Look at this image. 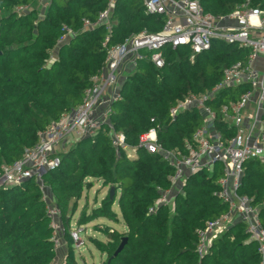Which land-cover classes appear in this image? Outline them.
I'll use <instances>...</instances> for the list:
<instances>
[{
	"label": "trees",
	"instance_id": "obj_1",
	"mask_svg": "<svg viewBox=\"0 0 264 264\" xmlns=\"http://www.w3.org/2000/svg\"><path fill=\"white\" fill-rule=\"evenodd\" d=\"M199 1L214 16H227L247 2L264 10V0ZM108 3L51 0L42 9L39 0H0V168L19 161L38 143L40 132L83 103L85 91L105 67L108 35L111 46L163 27L161 16L146 14L143 0H115L110 34L104 25L84 27L86 21L97 22ZM249 53V48L213 41L210 49L197 54L185 46L164 47L162 68L140 60L127 72L108 121L93 136L59 149V166L43 173V187L31 178L0 189V264H54L57 249L44 189L61 211L65 264H79L72 224L87 228L100 218L120 223L113 210L116 202L126 231L93 225L107 239H91L105 256L103 264H259L257 244L248 240L240 222L215 239L202 259L198 257L199 231L228 210L220 197V163L189 175L172 203L164 204L160 200L173 188L174 168L162 153L140 147L141 136L156 129L164 150L186 155L202 114L192 108L172 119L171 109L189 95L211 90L226 68L246 60ZM246 90L247 86L223 90L209 102L217 114V128L226 137L233 136L235 128L224 121L220 108ZM112 131L124 134L136 157L125 149L116 151ZM91 180L113 187L115 194L111 198L108 192L99 206H85L78 214ZM238 193L260 207L264 227V161L252 158L244 163Z\"/></svg>",
	"mask_w": 264,
	"mask_h": 264
},
{
	"label": "built area",
	"instance_id": "obj_2",
	"mask_svg": "<svg viewBox=\"0 0 264 264\" xmlns=\"http://www.w3.org/2000/svg\"><path fill=\"white\" fill-rule=\"evenodd\" d=\"M50 1L39 0L42 9ZM114 4L115 0H109L97 22L86 21L84 27L93 29L104 25L110 34ZM143 6L146 14L163 18L162 29L155 33L143 30L123 43L111 46L107 44L108 35L104 43L107 50L105 67L93 78V86L85 91L83 103L40 132L38 143L27 149L19 161L1 166L0 189L20 185L31 178L43 187V173L59 166L60 160L55 154L60 145L93 136L101 124L108 121L112 102L120 98L122 84L119 80L125 67L132 71L140 60L146 59L162 68L165 64L163 48L166 46L173 49L185 46L194 54L210 49L213 41L249 48L247 59L226 68L220 82L211 90L189 95L171 109L172 119L192 108L199 109L202 114V124L194 133L193 144L188 145L186 155L164 150L157 142L156 129L141 136L140 147L149 153H162L165 161L174 168L173 188L160 200L164 204L172 203L176 189L185 184L189 175L201 168L211 170L220 163L223 166V177L219 180L220 197L228 210L199 231L198 257L202 259L215 239L240 222L245 225L248 240L257 244L259 264H264V227L260 207L254 204L253 198L238 193L244 163L252 158L264 161V10L253 8L247 2L227 16H214L204 11L199 0H143ZM25 9L19 8L20 11ZM260 58L263 59L262 65L258 63ZM239 86H247V90L236 101L220 108L224 121L235 128V134L226 137L217 128V114L209 102L221 91ZM102 105L103 110H99ZM111 138L116 151L128 150L123 133L112 131ZM43 191L58 249L64 243L61 211L52 195L45 189ZM82 229L77 226L72 229L71 234L77 243Z\"/></svg>",
	"mask_w": 264,
	"mask_h": 264
},
{
	"label": "rangeland",
	"instance_id": "obj_3",
	"mask_svg": "<svg viewBox=\"0 0 264 264\" xmlns=\"http://www.w3.org/2000/svg\"><path fill=\"white\" fill-rule=\"evenodd\" d=\"M55 57L56 54L54 53L53 58ZM64 144L66 143L60 145L59 149H62V146ZM128 154L131 157H136V151L134 150H128ZM91 181L93 182V186L90 189H85L82 200L79 203L80 208L83 207L86 201H88L90 204L94 203L95 201L100 202L101 199L109 192V189L102 188V184L99 183L97 180H91ZM114 209L118 214H120L119 207L117 205L114 206ZM96 223H101L99 224L100 226H108L117 231H122L124 229L123 228L124 224L122 223V219L120 220V223L112 222L107 219L98 220L95 223H93V225ZM93 225L89 224L88 226H85L87 228L82 229L83 231L80 234V239L78 243L74 241L75 256L79 264H103L105 260V256L97 250V248L92 243L91 239L97 238L102 241H107V239L106 237H104L102 233L96 231V228ZM72 227H73L72 229H75L76 227L75 223L72 224ZM66 253H67V248L65 243H63L57 249L54 264H65Z\"/></svg>",
	"mask_w": 264,
	"mask_h": 264
},
{
	"label": "crops",
	"instance_id": "obj_4",
	"mask_svg": "<svg viewBox=\"0 0 264 264\" xmlns=\"http://www.w3.org/2000/svg\"><path fill=\"white\" fill-rule=\"evenodd\" d=\"M258 63L260 64V65H262V63H263V59H259V61H258ZM128 70H130V67H125V70H124V72L122 73V75L120 76V80H119V83L120 84H123V81H124V79H125V76H126V73L128 72ZM103 97H105V96H103ZM105 99V98H104ZM103 105L102 106H100L99 107V110H103ZM66 144H64L63 146H62V149H65V148H67V147H69V145L71 144V141H68V142H65ZM68 143V144H67ZM99 183H101L100 181H98ZM103 188V187H102ZM108 189V188H107ZM106 196V195H105ZM104 196V197H105ZM103 197V198H104ZM102 198V199H103ZM102 199H101V201H102ZM82 200V199H81ZM80 200V201H81ZM101 201L99 202V201H95L94 203H92V204H90L88 201H86V203L83 205V207H85V206H88V208H93V207H96V206H99L100 205V203H101ZM80 203V202H79ZM115 205H117L118 206V204H117V202L114 204V206ZM114 206H113V210L116 212V210L114 209ZM83 207H81L80 208V205H79V213H80V211H81V209L83 208ZM119 207V206H118ZM117 213V212H116ZM118 214V213H117ZM118 216H119V219L121 220V215L120 214H118ZM102 219H104V218H100V219H98V220H102ZM98 220H96V221H98ZM95 221V222H96ZM94 222V223H95ZM96 224H101V223H96ZM92 225H93V223H92ZM123 230L122 231H120V232H125L126 231V227H125V225H123Z\"/></svg>",
	"mask_w": 264,
	"mask_h": 264
},
{
	"label": "water",
	"instance_id": "obj_5",
	"mask_svg": "<svg viewBox=\"0 0 264 264\" xmlns=\"http://www.w3.org/2000/svg\"><path fill=\"white\" fill-rule=\"evenodd\" d=\"M109 194H110V197L112 198L115 194V189L113 187L109 188ZM126 241V238L124 239V241L121 243V245L119 246V248L117 249V251L115 252V255L118 254V252L123 248V245Z\"/></svg>",
	"mask_w": 264,
	"mask_h": 264
}]
</instances>
